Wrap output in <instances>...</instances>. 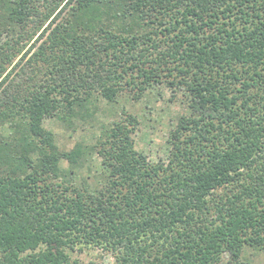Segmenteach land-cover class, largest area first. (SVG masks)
Listing matches in <instances>:
<instances>
[{"label":"trees","instance_id":"trees-1","mask_svg":"<svg viewBox=\"0 0 264 264\" xmlns=\"http://www.w3.org/2000/svg\"><path fill=\"white\" fill-rule=\"evenodd\" d=\"M161 83L189 108L165 159L134 147L131 113L68 151L42 125ZM90 153L95 187L75 172ZM85 246L116 264L264 250V0H0V264H71Z\"/></svg>","mask_w":264,"mask_h":264},{"label":"rangeland","instance_id":"rangeland-1","mask_svg":"<svg viewBox=\"0 0 264 264\" xmlns=\"http://www.w3.org/2000/svg\"><path fill=\"white\" fill-rule=\"evenodd\" d=\"M129 91L121 92L115 101L99 98L94 115L85 120H76L66 127L54 117H44L42 125L51 130L61 151L70 150L76 142L91 145L97 141L102 129L126 113L135 115L139 124L133 133L134 147L143 151L150 161L165 159L170 144L167 141L171 128L180 115L189 114L183 91L171 92L165 83L147 89L138 100ZM2 131L7 133V129ZM68 167L65 159L60 161ZM77 181H86L91 187L100 185L105 173L97 154H87L75 168ZM69 251V250H68ZM71 264H116L115 255L103 247L85 246L70 252ZM243 264H264V250L245 246L241 254ZM220 264H231L223 256Z\"/></svg>","mask_w":264,"mask_h":264}]
</instances>
